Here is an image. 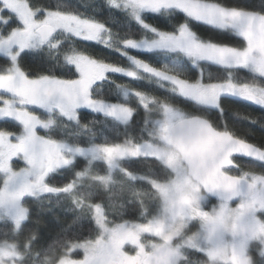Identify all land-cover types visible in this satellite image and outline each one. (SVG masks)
Returning <instances> with one entry per match:
<instances>
[{
  "label": "snow or ice",
  "instance_id": "1",
  "mask_svg": "<svg viewBox=\"0 0 264 264\" xmlns=\"http://www.w3.org/2000/svg\"><path fill=\"white\" fill-rule=\"evenodd\" d=\"M107 2L112 8H119L116 0ZM25 3L32 9L30 21L23 15ZM124 7L131 9V15L152 37L144 35L139 40L123 41L120 54L128 61L127 67L94 54L113 50L112 29L105 24L45 5L37 12L29 0H15V4L0 0V79L5 81L0 85V176L11 177L12 182L22 177L28 183L42 170L34 144L35 130L40 123L36 114L40 110L52 112L57 108L85 106L108 112L119 107L110 102L113 98L121 101V96L127 100L132 95H136L140 103L145 102L137 89L116 84V76L132 83L139 82L141 74L160 78L165 85L170 80L174 85L179 83L158 70L155 64L134 54L144 52L155 53L161 62L191 74L192 79L186 86L172 94L192 110L199 123L210 125L225 138L222 151L235 153L234 162L245 158L238 145L247 148L249 159L252 156L264 158V145L238 135L225 115L234 102L232 98L264 108V46L257 43V37L264 39V0L252 7L242 6L240 0H224L223 3L220 0H168L154 7H145L139 0H125ZM142 13L154 14L163 24L168 21L161 19V13L172 16L182 13L183 22L178 23L173 32L166 33L144 23ZM54 17L67 21L54 26H58L72 44V50L61 57L62 63L57 57H60L63 42L52 45L40 31L44 25H51ZM105 32L109 35L104 36ZM200 33L214 39H203ZM45 45L50 49L49 59L61 67L60 75H55L54 71L30 74L24 66L43 65L44 57L37 53ZM85 65L93 66L95 71L89 73ZM204 65L213 68L214 75L206 77L202 71ZM242 73H249L252 78ZM111 84H116L114 90L108 89ZM101 87L106 89L108 98L102 100L93 95L96 102L89 103L92 91ZM165 107L170 120L175 117L183 121L180 113ZM232 115L241 118L236 109H232ZM243 118L250 123L258 122V118ZM40 191L44 189L40 187Z\"/></svg>",
  "mask_w": 264,
  "mask_h": 264
},
{
  "label": "trees",
  "instance_id": "2",
  "mask_svg": "<svg viewBox=\"0 0 264 264\" xmlns=\"http://www.w3.org/2000/svg\"><path fill=\"white\" fill-rule=\"evenodd\" d=\"M29 2L37 11H40L43 5L52 9L60 8L62 12H73L80 16L90 17L112 29L111 47L113 50L94 53L112 63L128 66V61L120 54V46L124 40H139L144 35L152 38L150 33L144 32L140 24L132 20L124 11L112 8L107 0H29ZM220 2L223 3L224 0ZM240 3L242 6L252 7L260 4L261 0H240ZM174 16L161 13V19L167 20V24L158 22L152 13H143L142 19L144 23L162 32L170 33L176 29L178 23L183 22L182 13H176ZM105 34L109 35L107 32ZM200 35L203 39H214L204 33ZM62 42L63 48L60 49V57H57L61 63L63 54L72 50L71 41L66 36L61 37L52 45H59ZM37 54L44 57L45 63L33 66L25 64L30 74L42 71H54L55 75L61 74V67L49 59L50 49L48 47L44 46L43 50ZM134 54H139L141 59L155 64L160 71H171L186 81L192 79L190 73L178 71L174 65L161 62L155 53ZM200 70L198 68V71ZM202 71L206 77L210 74L214 75L213 68L207 65L202 66ZM242 74L252 78L249 73ZM115 80L116 84L137 89L140 94L152 98L159 104L176 107L189 115H194L178 96H173L174 87L170 85V82L165 85L160 78L143 74L137 83L127 81L120 76H116ZM116 84L108 85V89L114 90ZM105 92V88H97L92 91L91 96L100 97L102 100L107 99ZM232 99L234 102L225 114L229 125L235 127L238 135L246 136L253 143L264 145V108L236 98ZM110 102L130 109L132 112L130 119L121 123L98 112L82 108L77 111L75 122L53 112L50 115L52 125L41 130L40 138L72 148L112 147L125 142L138 144L150 140L151 121L147 119L146 112L134 98L129 97L127 101H123L121 96V101L113 98ZM232 109L238 110L241 118L234 117ZM81 113L88 114L84 116ZM243 117L258 118V122L250 123ZM118 164L119 167L112 173V182L105 185L99 179L109 174L106 164L99 160L88 161L87 158L77 155L71 164L50 173L46 178V185L62 190L61 193L42 194L37 199H26L24 206L27 209V216L18 229H15L8 220H0V243L9 242L15 246L20 256L16 264H46V261L47 264H57L71 244L94 239L98 234L92 214L94 206L102 207L109 225L128 222L146 223L155 216L159 207V198L151 183L168 181L172 175L170 169L152 157L122 159ZM238 164L239 168L232 172L233 175L239 174L240 171H252L264 175V163L239 160ZM127 173L137 176V179L128 178ZM149 178H151V183L147 182ZM71 185L73 188L70 190L68 186ZM134 189L139 190L140 194L132 197L129 192ZM258 217L263 224L264 233V210L259 212ZM148 239L153 238H146ZM258 251V244L249 247L251 264H264V257L259 255ZM72 256L79 258L81 253L74 252ZM185 256L186 259L181 264H197L205 261V257L191 250H185Z\"/></svg>",
  "mask_w": 264,
  "mask_h": 264
},
{
  "label": "rangeland",
  "instance_id": "3",
  "mask_svg": "<svg viewBox=\"0 0 264 264\" xmlns=\"http://www.w3.org/2000/svg\"><path fill=\"white\" fill-rule=\"evenodd\" d=\"M10 2L15 4V0H10ZM116 2L119 5V8L116 9L124 11L132 18V20L137 22L136 19L131 15V9H125V0H116ZM166 2H168V0H139V3L145 7H154ZM23 15L26 20L30 21L32 18V9H29L26 4L23 6ZM66 22L67 21L63 20L61 17H54L53 23L50 26H52L56 32L55 35L47 41L51 42L52 44L58 41L61 37L66 36L58 26H54ZM103 35L107 36L105 33ZM257 43L258 46H264V39L257 37ZM85 67L89 73H93L95 71L94 67L91 65H85ZM164 73L176 81H179V83L175 85L171 80L169 81L171 83L170 85L174 87L172 89L174 91H178L180 87L186 86L188 82L179 78L171 71H166ZM4 83L5 81L0 79V85ZM130 97L134 98L140 104V106L146 112L147 119L151 121L152 131L150 140L147 142L138 144L125 142L112 147L90 146L87 148H72L66 147L62 144H54L41 139L39 135V133H42L41 130L47 129L50 125H52L50 115L53 114V112L61 114L66 118L76 122L77 111L79 109H90L88 107L81 106L71 109L57 108L52 112L40 110L36 114V119L39 120L40 123L35 130L36 140L34 141V144L36 154L42 166V170L37 176L31 177L28 183H25L22 177L16 179L15 182H12L11 177L0 176V220H8L13 224L15 229H18L20 224L27 216V209L24 206V201L26 199H37L40 195H42L41 193L37 192V189L46 185L47 176L50 173L71 164L77 155L87 158L88 161L99 160L106 164L109 174L99 179L105 185H108L112 182V173L119 167L118 163L122 159L152 157L161 161V154L156 150L157 147H159L161 144L166 147L171 146L169 144L168 135L160 136L159 139L156 138L158 132H167L168 128L172 127L174 124L180 121V119L174 117L170 120L169 114L165 107L167 106V108H170V106L159 104L148 96L143 95L145 98L144 103H140L139 98L136 95H132ZM95 102L96 101L93 100L92 96L90 95L89 103ZM118 105L119 107L113 108L108 112L102 110L90 111L98 112L121 123L127 122L131 117V110L124 105ZM177 113H180L183 116V119L194 116L189 115L180 109ZM44 125H47V127ZM167 161L168 164L171 165L172 157L169 156ZM167 168L170 169V167ZM171 172L172 175L168 181H172L174 185L177 184V181H181L183 184H187L189 186L190 191L195 192V194L200 197L201 208L195 210L196 216H203L205 213L217 208L221 210H227L230 207L235 208L237 205L242 206V201L251 200L253 205L258 208L254 220V226L250 229L246 228L239 234L234 235L233 238H230L229 246L232 249L231 264H251V258L248 249L253 244H258V253L264 257L263 224L258 217L259 212L264 210V175L252 171H240L239 174L235 176L242 177L245 172L252 173V176L248 181H250L255 187V192L250 198L240 199L234 204H227L207 198L198 184L193 182L188 177L187 173L181 170ZM232 172H229V174L233 175ZM126 176L133 180L137 179V176L129 173H127ZM173 176L176 177L175 180L172 179ZM151 184L157 192L160 190V184L157 182H152ZM72 188V185L68 186V189L71 190ZM190 204V199L183 202V206H190ZM92 214L95 225L98 228L97 236L87 242L71 244L59 258L57 264H105L106 260L111 257V255L120 251L123 252L121 253L123 257L126 256L130 259V261H132V264H170L171 257L176 254L175 250L163 247L162 241L166 240L170 236L171 232L175 229L176 219L183 218L184 216L180 203L169 206L167 204L162 205L159 200V207L155 216L150 218V220H148L146 223L128 222L109 225L106 222L101 206H94ZM197 228V222L192 221L188 224L184 231L186 233H190L196 231ZM148 237L153 239L146 240ZM209 243L219 245L222 244L223 241L218 238L215 241H209ZM142 249L144 250L143 255L141 254ZM185 250L194 251L197 254L205 257L204 262L197 264H207V253L205 251L203 240L201 241V247L195 249L184 248V255ZM74 252H80L81 257L74 258L72 256V253ZM19 259V253L12 243H0V264H16V260ZM182 261L183 260H181L180 264Z\"/></svg>",
  "mask_w": 264,
  "mask_h": 264
},
{
  "label": "clouds",
  "instance_id": "4",
  "mask_svg": "<svg viewBox=\"0 0 264 264\" xmlns=\"http://www.w3.org/2000/svg\"><path fill=\"white\" fill-rule=\"evenodd\" d=\"M173 112H178L179 109L170 106ZM175 130L171 127L167 132H158L157 139L160 136L168 135L175 136ZM161 154V163L170 167V170L175 172L181 170L191 175L195 171H203L204 166L209 164L210 161H205V165L200 166L198 169H189L185 163V158L173 147H166L160 145L156 149ZM171 156V165L168 164L167 158ZM199 164V162H198ZM252 173L245 172L241 177L242 182H248ZM187 178V177H185ZM176 179L175 176L172 178ZM151 183V178L148 179ZM161 185L160 190L156 193L161 204L172 206L180 203L183 209V218H177L175 222V229L171 232L170 236L162 241V246L168 249L175 250V255L170 259V264H180L181 260L186 259L183 249H195L201 247V241H204L205 251L207 253V264H231L232 249L230 245V238L239 234L244 229H250L254 226V220L258 208L253 205L251 200L242 201V206L237 205L235 208H228L221 210L219 208L205 213L203 216H196L195 210L201 208L200 197L195 192L190 191L187 184L177 181L173 184L172 181H156ZM194 182V181H193ZM139 190H132L129 195L135 197L139 195ZM191 200L190 206H183L185 200ZM192 221L197 222L198 228L196 231L186 233L184 229ZM223 241L222 244L216 245L209 243L217 239ZM178 241V242H177ZM47 264V261H46Z\"/></svg>",
  "mask_w": 264,
  "mask_h": 264
},
{
  "label": "water",
  "instance_id": "5",
  "mask_svg": "<svg viewBox=\"0 0 264 264\" xmlns=\"http://www.w3.org/2000/svg\"><path fill=\"white\" fill-rule=\"evenodd\" d=\"M41 35H45L47 40L55 35L52 26L44 25L41 28ZM244 101V100H243ZM247 102V101H245ZM171 128L175 130V136H169V144L175 147L185 158V163L189 169H198L205 165V161H210L204 166V170L192 172L188 177L198 184L204 195L210 200L234 204L240 199L250 198L255 187L250 181L242 182L241 177L231 175L227 171L238 169L233 161L235 153L232 151H222V146L226 140L210 125L201 124L197 117L191 116L178 121ZM238 148L245 153L244 161L254 163H264V158L260 156L247 157V148L238 145ZM199 162V164H198ZM44 191L37 189L41 194H59L62 190L42 186Z\"/></svg>",
  "mask_w": 264,
  "mask_h": 264
},
{
  "label": "flooded vegetation",
  "instance_id": "6",
  "mask_svg": "<svg viewBox=\"0 0 264 264\" xmlns=\"http://www.w3.org/2000/svg\"><path fill=\"white\" fill-rule=\"evenodd\" d=\"M54 31H55V29H54ZM238 162H239V159H236L235 163L237 164V166L239 168ZM229 172H232V171H228L227 173H229ZM121 253H123V252L120 251V252H117L116 254L111 255V257H109L106 260L105 264H132V261H130V259L128 257H126V256L123 257ZM143 253H144V250L142 249L141 254L143 255Z\"/></svg>",
  "mask_w": 264,
  "mask_h": 264
}]
</instances>
